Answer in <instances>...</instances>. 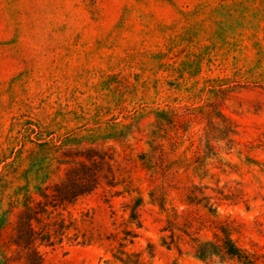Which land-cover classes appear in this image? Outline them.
<instances>
[{"label": "rangeland", "instance_id": "1", "mask_svg": "<svg viewBox=\"0 0 264 264\" xmlns=\"http://www.w3.org/2000/svg\"><path fill=\"white\" fill-rule=\"evenodd\" d=\"M213 102L233 123V149L216 144L198 158L189 139L205 124H192L171 154L180 162L151 186L141 156L152 151L157 113ZM101 161L116 186L103 181L71 209L89 210L104 239L43 247V264H123L106 238L126 228L138 236L125 250L142 264H240L171 243L173 208L210 215L183 201L185 186L209 187L233 239L264 253V0H0V172L12 170L11 188L38 200L75 166ZM139 197L141 228L125 211ZM21 209L2 208L0 264H27L11 245ZM192 231L214 238L199 223Z\"/></svg>", "mask_w": 264, "mask_h": 264}, {"label": "trees", "instance_id": "2", "mask_svg": "<svg viewBox=\"0 0 264 264\" xmlns=\"http://www.w3.org/2000/svg\"><path fill=\"white\" fill-rule=\"evenodd\" d=\"M156 129L153 131L151 142L152 151L141 156L143 164L153 171L149 183L157 184V174L162 173L164 180L168 179L171 168L179 161H173L171 154L176 152L181 140L185 138L188 128L192 124H205V132L202 137L195 139L191 137V147L200 158L202 152H211L216 149V144L224 143L225 148L231 150L235 140L233 123L220 109L217 102L210 103L205 109H191L185 107L182 111L158 112ZM169 130H165L166 124ZM164 140H169L171 151L165 146ZM50 143V142H49ZM35 158V156L33 157ZM9 167L8 169H10ZM12 170L0 172V218H3L4 205L9 209L22 205L15 223L11 245L16 248L20 259L27 264H43V247L56 246H90L97 241H102L103 235L95 229L94 216L89 210L74 213L71 207L77 202L96 191L103 181L111 187H115L116 176H112L111 168L104 162H92L90 164H79L71 169L66 178L55 184L51 191L42 190L40 199H34L27 186L12 187ZM16 180V178H14ZM131 183L129 184L130 187ZM209 187L185 186L182 188L181 197L188 205L201 206L209 209L210 215L200 212L199 209L184 210L181 213L173 208V216L168 219V227L165 231L170 232L171 243L177 248L182 245L189 247V252L198 259L208 260L219 258L221 260H235L240 264H264V253L251 251L240 246L232 237L231 228L234 221H222L216 215V198L205 194ZM220 198L224 200V191H217ZM200 195L202 197H200ZM155 196V194H154ZM165 194L163 190L157 197L160 205L164 208ZM143 198L139 197L132 205H127L125 211L130 210L128 223L141 228L140 208ZM3 220V219H2ZM195 223L204 228L214 230V238L202 240L198 232L192 231ZM0 223V229H1ZM240 226V225H239ZM120 233H112L106 238L108 241L119 243V256H116L123 264H142L140 255L129 254L125 248L133 244L138 234L126 228ZM7 262V257L4 258Z\"/></svg>", "mask_w": 264, "mask_h": 264}]
</instances>
